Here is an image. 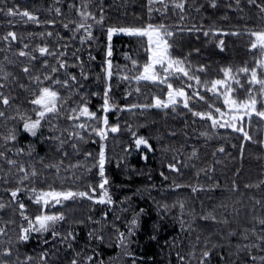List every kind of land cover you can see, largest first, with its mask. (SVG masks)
<instances>
[{
	"label": "snow or ice",
	"instance_id": "obj_1",
	"mask_svg": "<svg viewBox=\"0 0 264 264\" xmlns=\"http://www.w3.org/2000/svg\"><path fill=\"white\" fill-rule=\"evenodd\" d=\"M212 9L218 8L217 0H208ZM249 8L257 10V14L261 20H264V0H246ZM60 0H56V5L50 11L55 12L56 17H60V24L66 32L71 35L68 40L79 41L80 45L94 43L97 37L94 30L98 26L106 36L105 60L101 64L103 71V80L105 86L102 94V104L99 106L98 112L92 111L89 107L87 95L99 96V92L90 94H81L79 89L84 85L81 80H87L88 75L85 73V62L80 55V49L69 53L68 49L73 47L69 43L59 44L52 48L47 43L36 45L30 49L29 43L24 42L23 36L17 34L16 31L8 30L0 35V52H4L3 61L0 62V122L7 127L8 121L16 122L8 128L7 134L0 135V192L5 196H0V213L11 210L12 218L3 220L0 217V237H7L6 240H0V264H49V251L42 250L37 257L25 254L21 259L20 246L26 245L34 237L43 238V244H49L47 235H51V242L64 245L65 251L71 253V259L68 264H97L95 253L88 255L85 250H77L76 242L78 233L74 229H69L62 233L58 229V225L62 226L67 221V216L63 211L52 212L51 208H64L67 202L90 201L92 205L113 206L115 201L110 194L107 185L109 179L106 175V164L109 162L107 156L106 141L109 134H115L120 131L119 123L110 124L109 113L124 112L132 113L135 109L147 111L150 109H158L165 111L171 110L177 113L178 109H183L190 114L192 123L204 122L205 130L199 132V137L204 140L211 141L213 138L220 136V130L224 129L230 133H237L241 138L239 145L241 160L244 157L245 144L259 145L264 149V139H256L251 133L254 121L260 125H264V27L247 28L243 31L229 30L225 31L216 28L214 25L205 28L203 24H191L190 27L182 22L186 20L188 11V0H146L147 20L141 21L139 24L133 25H115L105 27V15L101 8L99 15L91 10V0H80L79 4L76 0H72L67 4L68 14L62 12ZM203 5L195 8L199 13ZM228 7L232 11L243 12L241 0H235V8L231 4ZM74 13V16L72 15ZM154 13L158 17H154ZM0 14L10 18L8 23L14 25L16 18L19 22L27 25L29 23L37 27L43 25L55 26V19L41 20L39 16L28 10H21L16 6L0 7ZM176 15L181 23L170 25L164 22L169 15ZM227 19V16L223 17ZM138 19H140L138 17ZM179 34L188 33L196 34L199 40L202 35L208 43H215L220 52H224L226 47L225 37H248L247 52L251 54L252 62L244 61L239 65L228 64L219 68V74L214 78H208V65L196 64L191 60L192 51L185 56L174 54L176 46V38ZM34 35V34H29ZM35 35L43 40L45 37L52 38L53 32H41ZM124 36L136 40L145 53L143 62L133 58L128 53L124 54V59L128 61L131 67L125 65V69L118 68V74L121 81H127L130 90L126 93L125 99L132 95L134 91L137 95L141 94V85H152L154 87L163 86L164 95L152 94L149 102L131 103L124 107H120L112 102L110 93L112 92L113 79V37ZM57 41L63 40L64 37L57 35ZM15 44L20 47L13 49ZM193 51L199 54L200 49L195 48ZM11 53V57L23 58L22 60H14L7 53ZM89 59L96 58L89 53ZM8 65L19 67V73L16 74L8 70ZM79 70V75L72 69ZM101 77L97 76V80ZM27 80V84L23 82ZM135 87L132 88V84ZM12 85L18 87L28 93L27 104L30 106L24 110L17 103L18 95H13L14 89ZM79 98V102L74 100ZM75 104V106H72ZM198 106H203L198 107ZM66 120L67 127L61 128L58 123L53 121ZM17 125L22 126V131L32 137H43L47 141L56 142V150L62 151L65 144L79 152V143H98L99 150L95 156L92 152L85 153V161L91 160V166L87 163L70 164L69 168H85L88 173L93 168L98 169L99 183L93 185L89 183L85 190L61 188L59 190L51 185L47 190L37 188V177L39 173L33 166H26L25 163L16 159L23 157L25 154L32 156L35 149L29 145L27 150L17 147L18 131ZM48 126V136H43V129ZM187 127V122H185ZM129 131L131 127L129 126ZM257 131H260L257 127ZM59 133L57 135L56 133ZM87 133V138L85 136ZM66 134V137H65ZM134 143L137 149L142 146L152 151V145L148 139L143 136L137 137L132 133ZM175 135V133H171ZM95 138H98L95 139ZM223 138V137H221ZM233 148L237 145L233 144ZM15 148V151H13ZM167 150V149H166ZM127 151V149H126ZM175 151H180L176 149ZM225 148L219 146L212 152L215 157L217 153L224 154ZM11 153V156H9ZM182 154V153H181ZM63 155L67 157V151H63ZM231 155V153H227ZM147 159V157H144ZM199 151L196 147L192 148L189 160L198 159ZM260 157L258 156L257 159ZM175 160L176 157L174 156ZM41 163L43 161L41 160ZM169 163L168 169L171 172L179 173L180 168L177 164ZM216 164L221 160H215ZM59 164H48L46 168H54L57 176L60 173ZM4 165H7L5 169ZM187 167V164H184ZM195 167V165H193ZM215 168H201L199 172L206 175L214 172ZM197 172V176H199ZM164 180L168 179L163 172L160 174ZM240 175L239 170L235 173ZM208 179L212 177L209 175ZM183 185L177 184L176 187ZM219 183L209 186L208 191H215L219 188ZM245 189H255L260 192L259 197L253 195L250 197L252 201L251 227L241 226L239 230L229 228L228 237L239 236L242 243L235 245V251L231 253L242 261V264H264V173L255 183H245ZM97 189L99 191H97ZM203 187L199 189L192 188L193 192L204 191ZM230 190L233 193L239 191V186L235 180L232 181ZM27 199L37 206V214L28 212V205L24 202ZM123 203V202H122ZM181 215H183L184 204L180 203ZM221 207L227 208L222 204ZM257 207L261 214H257ZM167 211V205L164 206ZM121 212L128 211L127 208H121ZM144 213V209H140L135 213L130 221H127L126 231H120L119 227L114 223L112 228L116 236V246L123 249L126 254L130 245L131 237L136 235L139 227V217ZM19 216V223L15 216ZM239 215V209L234 207L233 217ZM119 219V217H116ZM201 219L211 220L213 223L222 224L228 227L232 221L228 219L225 213L219 219L215 214L209 213L202 215ZM90 224L101 225L100 229H92L87 233V240L91 242L104 241L103 229L107 227L108 213L104 212L101 220L94 219L91 215L87 217ZM74 223L84 225V220H76ZM184 221H180L181 229L184 230ZM15 226V227H12ZM190 227V226H189ZM9 231L15 232V239L8 235ZM156 240V235L150 237ZM199 240V237H197ZM6 245V246H5ZM88 245H85L87 249ZM220 247L216 243H211L210 238L206 239L203 248L197 256L196 246L188 254L189 258L177 253L179 264H191V260L195 259L198 264H211V257L214 251ZM55 253H53L54 255ZM15 255V260L11 258ZM220 260H225L223 255ZM99 264H104L101 260ZM132 264H135L133 260Z\"/></svg>",
	"mask_w": 264,
	"mask_h": 264
},
{
	"label": "trees",
	"instance_id": "obj_2",
	"mask_svg": "<svg viewBox=\"0 0 264 264\" xmlns=\"http://www.w3.org/2000/svg\"><path fill=\"white\" fill-rule=\"evenodd\" d=\"M217 3L218 8L212 9L208 0H188L187 18L182 23L188 27L191 24H203L205 28L214 25L225 31H243L245 27H264V20L260 19L256 9L247 6L246 0H241L243 12L232 11L228 7L231 4L235 8V0H217ZM91 4L97 15L102 8L105 15V27L139 24L141 21L147 20L146 0H91ZM201 5L203 7L197 13L195 8ZM225 16L227 19L223 18ZM154 17H158V14L154 13ZM164 22L170 25L181 23L178 16L172 14ZM95 34L99 42L91 49V55L96 59L90 60L89 55L86 57L84 54H80L85 62V73L88 75V79L81 80L84 87L79 91L81 94L100 93L99 96L87 95L90 109L98 112L99 106L102 104L101 97L105 86L101 64L105 60L106 36L99 27L95 29ZM53 39L55 38L49 40V45L53 48L59 44L69 43L68 38H64L58 43H53ZM224 39L226 47L224 52H220L215 43H208L202 35L197 40L196 34L178 33L174 54L185 56L192 51L191 60L194 65L209 66L208 78L216 77L221 66L239 65L244 61L252 62L251 54L247 52L248 37L229 36ZM71 48L68 49L69 53L74 52ZM195 48L200 49L199 54L193 51ZM125 53L141 62L145 57L143 48L136 40L124 36L113 37L111 59L114 65V75L110 93L112 102L124 107L131 103L149 102L152 94L163 96V86L157 88L142 84L140 95L133 91L132 95L125 99L126 93L130 90L129 84L127 81L120 80L117 68L119 66V69H125V65L131 67L130 63L124 59ZM8 70L10 71L9 66ZM72 71L79 75L78 69L73 68ZM97 76H100L101 79L97 80ZM131 87L134 88L135 84L133 83ZM12 88L14 89L13 95L19 96L17 103L21 105V109L30 107L27 104L28 93L15 85H12ZM74 100L79 102L78 97H74ZM198 107L202 108L203 106ZM108 115L110 124L119 123L120 126V131L116 135H109L106 141L109 159L106 164V175L110 182L106 187H108L115 204L101 206L92 205L90 201L78 200L67 202L64 208L59 206L51 208L52 212L63 211L67 216V221L62 226L58 225V229L62 233L74 229L79 234L75 245L76 249L85 250L88 255H93L94 252L97 264L101 260L107 264V261L118 251L112 224L118 226L120 231H126V222L130 221L140 209H144V213L139 217L136 235L130 238L132 242L128 246L127 252L131 255L126 254L123 260L124 264H132L133 260H135V264H179L177 253L189 258L188 254L195 245L197 256H199V252L208 238L211 243L220 245L211 257V264H242V261L231 253L235 251V245L243 241L239 236L228 237L227 233L229 228L239 230L242 225L252 226L251 216L253 213L250 197L253 195L259 197L261 193L255 189H245L244 184L257 182L261 173H264V149H261L259 145L245 144L244 157L241 160L239 145L242 141L237 133L221 129L220 136L206 142L204 138L199 137V132L205 130L204 122L193 124L190 114H187L183 109H178L177 113H173L169 109L167 114L158 109L147 111L135 109L132 113L117 111ZM185 122H187V127ZM15 123L8 121L7 127H5L4 123L0 122V135L7 134L8 128ZM53 123H58L61 128L67 127V121L63 119L53 121ZM129 126L131 131H129ZM17 127L20 129L17 133V147L27 150L28 146L32 145L35 151L32 156L25 154L23 157H16V159L25 163L26 166L30 165L37 169L39 173L35 185L37 188L47 190L51 185L57 190L61 188L85 190L89 183L93 185L99 183L98 169L93 168L92 172L88 173L83 167L69 168L70 164L77 162L87 163L88 166H91V160L85 161V153L90 151L95 156L99 150L98 143H92L91 140H88L87 143L81 142L78 153L70 147V144H65L62 151H57L55 141L44 140L41 136L32 137L22 131V126L17 125ZM257 127L260 131H257ZM132 133H135L137 137L143 136L148 139L153 150L149 151L143 146L137 149ZM171 133H175V135H171ZM251 133L256 139H264V125L254 121ZM49 134L48 126L45 125L43 136ZM56 134L59 135L58 132ZM85 136L87 138V133ZM95 139L98 140V138ZM233 144H236L237 147L233 148ZM219 146L225 148V153H217L213 157L212 152ZM193 147L198 149L199 158L189 160L188 157ZM176 149L180 151H175ZM63 151H67V157L63 155ZM227 153H231V155L229 156ZM145 156L147 159L144 158ZM258 156L259 159H257ZM61 159H63V164L60 166L61 170L58 176L54 168L45 167L48 164H59ZM217 159L221 160V163L216 164L215 160ZM177 161L182 162L177 164L180 172L169 171L168 164L177 163ZM184 164L188 166L185 167ZM210 166L215 168L214 172H209L207 175L204 172H199L201 168ZM4 167L6 169L7 165ZM237 170L240 172L239 176L235 175ZM161 172L168 176L167 180L163 179L160 175ZM197 172H199V176H197ZM209 175L212 177L211 180L208 179ZM233 180L239 186V191L236 193L225 190L231 188ZM217 182L220 185L219 188L215 191L207 190L209 186ZM177 184L183 186L177 188ZM193 187L198 189L203 187L205 190L193 192ZM97 191L99 190L97 189ZM0 196H5V194L0 192ZM5 199H7L6 196ZM24 202L28 205L30 214H37L36 205L26 198ZM180 203L184 204L183 215H181ZM222 204L227 205V208L221 207ZM165 205H167V211L164 209ZM234 207L239 209V215L235 218L233 217ZM121 208H127L128 211L121 212ZM104 212L108 213L109 221L107 227L103 229L104 241L92 240L89 242L87 240L88 231L100 229L101 225L88 223L87 217L91 215L94 219L101 220ZM209 213L215 214L217 219L226 213L232 223L225 227L222 224L213 223L211 220L201 219L202 215ZM257 214H261L259 207H257ZM0 217L3 220L12 218L11 210L0 213ZM15 219L19 223L18 215L15 216ZM76 220H84L85 224L78 225L74 223ZM181 220L185 222L184 230L180 226ZM8 235L15 239L14 231H9ZM152 235H156L157 239L151 240ZM6 239L7 237H0V240ZM42 239L34 237L28 244L21 245V259L25 254L38 258L40 252L45 250L49 251V264H68L71 253L65 251L64 245L51 242L50 234L47 235L49 244H43ZM86 244L88 245L87 249H85ZM53 253L55 254L53 255ZM221 255L225 257V260H220ZM11 259L14 261L15 255ZM191 264H198V261L192 259Z\"/></svg>",
	"mask_w": 264,
	"mask_h": 264
},
{
	"label": "flooded vegetation",
	"instance_id": "obj_3",
	"mask_svg": "<svg viewBox=\"0 0 264 264\" xmlns=\"http://www.w3.org/2000/svg\"><path fill=\"white\" fill-rule=\"evenodd\" d=\"M69 2H72V0H60V4L58 5L61 7L62 12H64L65 14H68L69 10L67 8V4ZM79 2H80V0H76L77 4H79ZM5 4H7L8 6H16V7L20 8L21 10L31 11L35 15L39 16L42 21L46 20V19H55L56 24L54 27L49 26V25H43V24L41 26L37 27L36 25L31 24V23L25 25V24L19 22V18H16V20L14 21V25H10L8 23L10 18L5 17L4 15L0 14V35H3L8 30L16 31L18 35L23 36L24 42L29 43L30 49L32 47H35L36 45H43L44 43H47L49 45V42H50L49 40L51 39V38L45 37V39L42 40L39 37V35H35V34H38L41 32L52 31L53 32L52 38H55L52 41L53 43H58V41L56 39L57 35L63 36L64 38H68L71 35L70 33L66 32L65 29L60 24L61 18L56 17L54 11H50V9H52L53 6L56 5V0H0V7H4ZM91 10L96 13V10L92 6V4H91ZM72 15L74 16V13H72ZM96 28H98V26ZM30 33L34 34V35H29ZM94 35L96 36L95 30H94ZM61 41L62 40H60V42ZM98 42L99 41L97 39V41L94 43L80 45L78 40L77 41H71L70 43L73 44V47L71 48V50L75 51L77 48H79L80 54H84L87 57L89 55V53H91V49L94 46H96L98 44ZM2 46L3 45H0V47H2ZM19 47H20L19 44H15L13 46V49L16 50ZM7 54L11 57L10 52ZM4 55H5L4 52H0V62L3 61ZM11 58L14 60H22L23 59V58H16V57H11ZM8 66L10 67V71H12L16 74H20L18 66L17 67H13L12 65H8ZM23 82L25 84H27V80H23ZM109 135H111V133Z\"/></svg>",
	"mask_w": 264,
	"mask_h": 264
},
{
	"label": "rangeland",
	"instance_id": "obj_4",
	"mask_svg": "<svg viewBox=\"0 0 264 264\" xmlns=\"http://www.w3.org/2000/svg\"><path fill=\"white\" fill-rule=\"evenodd\" d=\"M120 36V35H117ZM124 257H126V253L123 249L118 247L117 254L111 257L108 261L107 264H124Z\"/></svg>",
	"mask_w": 264,
	"mask_h": 264
},
{
	"label": "water",
	"instance_id": "obj_5",
	"mask_svg": "<svg viewBox=\"0 0 264 264\" xmlns=\"http://www.w3.org/2000/svg\"><path fill=\"white\" fill-rule=\"evenodd\" d=\"M117 133L113 134V135H116Z\"/></svg>",
	"mask_w": 264,
	"mask_h": 264
}]
</instances>
